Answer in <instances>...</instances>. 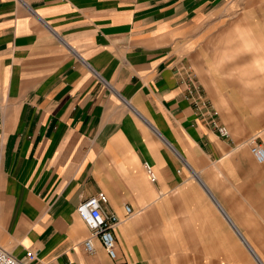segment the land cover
<instances>
[{"label":"crops","instance_id":"0c3cea01","mask_svg":"<svg viewBox=\"0 0 264 264\" xmlns=\"http://www.w3.org/2000/svg\"><path fill=\"white\" fill-rule=\"evenodd\" d=\"M258 145L264 0H0V246L15 258L264 264ZM99 193L115 259L84 247L77 207Z\"/></svg>","mask_w":264,"mask_h":264},{"label":"built area","instance_id":"2783aa9c","mask_svg":"<svg viewBox=\"0 0 264 264\" xmlns=\"http://www.w3.org/2000/svg\"><path fill=\"white\" fill-rule=\"evenodd\" d=\"M222 136H228V131L225 127L219 128ZM252 152L259 162H264V149L258 145L252 148ZM145 168L151 177L152 181L156 180V176L152 167L145 164ZM105 193H99L97 196L84 200L77 207L80 218L84 221L90 231V237L84 244L85 250L88 253L94 252V239H99L111 259H115L116 240L113 229L117 224V218L106 215L102 209V205L107 202ZM127 213H131V209L127 207ZM36 260V256L32 252H28L24 259H17L12 256L7 250L0 246V264H32Z\"/></svg>","mask_w":264,"mask_h":264},{"label":"rangeland","instance_id":"374dc122","mask_svg":"<svg viewBox=\"0 0 264 264\" xmlns=\"http://www.w3.org/2000/svg\"><path fill=\"white\" fill-rule=\"evenodd\" d=\"M262 261L264 262V256H261Z\"/></svg>","mask_w":264,"mask_h":264}]
</instances>
